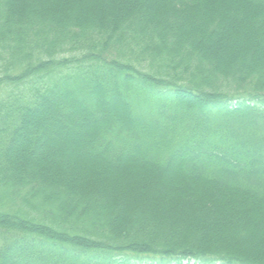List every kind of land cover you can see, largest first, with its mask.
Masks as SVG:
<instances>
[{"label":"trees","instance_id":"1","mask_svg":"<svg viewBox=\"0 0 264 264\" xmlns=\"http://www.w3.org/2000/svg\"><path fill=\"white\" fill-rule=\"evenodd\" d=\"M0 264H264V0H0Z\"/></svg>","mask_w":264,"mask_h":264}]
</instances>
